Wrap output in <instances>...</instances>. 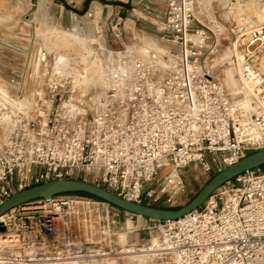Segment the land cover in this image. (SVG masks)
Instances as JSON below:
<instances>
[{"label":"built area","instance_id":"1","mask_svg":"<svg viewBox=\"0 0 264 264\" xmlns=\"http://www.w3.org/2000/svg\"><path fill=\"white\" fill-rule=\"evenodd\" d=\"M165 1L157 48L139 40L117 49L100 29L94 46L58 65L50 53L25 51L0 84V205L34 185L75 179L175 208L186 192L185 168L210 173L264 149V23L237 29L243 42L233 64L242 88L231 92L204 58L195 0ZM121 19L113 27L119 39ZM140 218V228L127 230L148 240L121 243L122 219ZM0 225L17 249L11 255L27 261L264 264V171L244 172L174 220L67 192L19 205ZM78 242L81 255L73 252Z\"/></svg>","mask_w":264,"mask_h":264},{"label":"rangeland","instance_id":"2","mask_svg":"<svg viewBox=\"0 0 264 264\" xmlns=\"http://www.w3.org/2000/svg\"><path fill=\"white\" fill-rule=\"evenodd\" d=\"M194 6L198 19L196 25L207 34V47L203 50L207 65L231 92H240L242 87L233 64L234 55L243 42V36L237 29L241 25L264 23V0H195ZM122 7L123 12H120ZM166 8L165 0H0V78L3 82L10 81L13 70L20 68L27 50L31 51L32 57L42 50L57 60L70 56L80 58L87 51L86 47L95 45L91 44L100 36V29L114 48H121L123 42L139 40L157 48L162 45L157 25L164 19ZM119 17L122 18L119 25L123 32L121 39L113 32ZM136 28L143 32L139 33ZM246 102L249 104V99ZM220 168L215 165L210 173L193 165L185 168L186 192L173 207L188 203ZM260 170L264 171V167ZM141 221L142 218L134 223H125L122 219L125 229L120 236L121 243L131 239L141 243L148 240L149 236L144 231L127 230L128 227L140 228ZM3 232L0 225V236ZM1 239L5 240V237L1 236ZM10 244L9 240L0 244V254L4 253L8 258L0 264H106V261L81 260L80 257L69 262L62 260L61 263L27 261L24 257L11 255V251L17 249ZM76 245L74 253H85L81 251L79 242ZM60 249L64 250V247L60 246ZM117 261L119 264H139V259L135 263ZM152 263L155 264L154 261Z\"/></svg>","mask_w":264,"mask_h":264},{"label":"water","instance_id":"3","mask_svg":"<svg viewBox=\"0 0 264 264\" xmlns=\"http://www.w3.org/2000/svg\"><path fill=\"white\" fill-rule=\"evenodd\" d=\"M262 166H264V149L252 152L218 171L195 197L179 208L155 207L129 201L105 188L82 180L55 179L14 193L0 205V217L13 208L38 198L51 199L57 194L85 192L142 217L154 220H174L199 208L215 190L227 182L235 179L246 171L255 170Z\"/></svg>","mask_w":264,"mask_h":264},{"label":"bare ground","instance_id":"4","mask_svg":"<svg viewBox=\"0 0 264 264\" xmlns=\"http://www.w3.org/2000/svg\"><path fill=\"white\" fill-rule=\"evenodd\" d=\"M96 13H98V12H96ZM45 55H46V57H48L47 55H48V53H45ZM63 60V58L62 59H56V64L58 65V64H60L61 63V61ZM234 78V77H233ZM235 80H236V78H235ZM4 82L2 81V80H0V84H3ZM236 83V82H235ZM6 242V240H0V243H5ZM140 261V260H139ZM92 262V261H91ZM97 262V261H96ZM119 261H117V260H113V261H106V264H119L118 263ZM136 262V261H135ZM103 263V262H102ZM105 263V262H104ZM128 263V262H127ZM86 264H88V263H86ZM93 264H101L100 262H98V263H93ZM151 264H154V263H151Z\"/></svg>","mask_w":264,"mask_h":264},{"label":"trees","instance_id":"5","mask_svg":"<svg viewBox=\"0 0 264 264\" xmlns=\"http://www.w3.org/2000/svg\"><path fill=\"white\" fill-rule=\"evenodd\" d=\"M264 167V166H262ZM74 193H80V194H85V195H91V194H88V193H85V192H74ZM91 196H94V195H91Z\"/></svg>","mask_w":264,"mask_h":264},{"label":"crops","instance_id":"6","mask_svg":"<svg viewBox=\"0 0 264 264\" xmlns=\"http://www.w3.org/2000/svg\"><path fill=\"white\" fill-rule=\"evenodd\" d=\"M120 12H123V7L120 9ZM1 79V78H0ZM2 81H4L3 79H1Z\"/></svg>","mask_w":264,"mask_h":264}]
</instances>
